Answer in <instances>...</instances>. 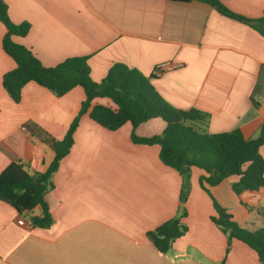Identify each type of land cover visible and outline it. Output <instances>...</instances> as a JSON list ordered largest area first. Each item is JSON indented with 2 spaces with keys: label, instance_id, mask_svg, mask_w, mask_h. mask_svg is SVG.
Segmentation results:
<instances>
[{
  "label": "crops",
  "instance_id": "1",
  "mask_svg": "<svg viewBox=\"0 0 264 264\" xmlns=\"http://www.w3.org/2000/svg\"><path fill=\"white\" fill-rule=\"evenodd\" d=\"M15 23L28 22L15 41L46 66L75 55L89 56L91 76L102 80L123 62L157 77L153 84L173 105L210 113L209 131L240 127L258 135L264 122V34L200 0H5ZM245 16L264 13V0H221ZM0 21V173L18 161L43 172L55 152L27 126L62 139L86 94L75 86L62 96L29 81L15 102L3 86L16 61L3 48ZM94 103L113 105L109 98ZM166 121L154 117L135 128L127 122L108 129L82 115L74 143L53 174L47 192L52 223L33 226L0 200V264H264L245 242L228 236L212 217L213 197L242 226H264V188L238 195L236 176L217 185L200 184L206 171L191 169V187L181 201L182 175L164 164L159 144L136 143L138 136L162 133ZM264 156V145L261 148ZM187 226L167 252L147 233L177 215Z\"/></svg>",
  "mask_w": 264,
  "mask_h": 264
},
{
  "label": "trees",
  "instance_id": "2",
  "mask_svg": "<svg viewBox=\"0 0 264 264\" xmlns=\"http://www.w3.org/2000/svg\"><path fill=\"white\" fill-rule=\"evenodd\" d=\"M200 1L264 34V13L261 17L252 18L234 11L221 0ZM0 21L7 28L2 39L3 48L17 64L4 73L2 82L15 102L21 100L23 87L29 81L47 87L57 96L64 95L78 85L84 88L86 94L78 114L62 139L55 138L36 125H27L31 132L55 152L45 171L30 173L23 164L12 161L0 173V200L10 203L20 214H30L37 206L42 208L40 214L30 216L33 226L48 227L52 223L46 194L53 187V174L69 153L74 143L75 130L85 113L111 130L127 122H131L135 128L151 118H163L166 127L162 133L142 137L133 130L132 139L136 143L160 145L161 161L175 168L183 177L182 202L186 201L189 194L193 166L206 171L200 177V184L207 190V185H217L230 176L237 177L232 187L238 195L247 190L258 191L264 188V156L261 152L264 145V122L258 135L250 138L245 137L240 127L210 132V113L196 107L184 109L170 103L152 82L157 77L155 72L146 75L136 67L116 62L102 80L95 81L91 76L89 56L86 55L70 56L54 66H46L30 48L15 41L14 36L27 34L30 23L12 21L5 0H0ZM99 97L109 98L113 105L94 103ZM213 203L217 213L212 219L226 233L229 244L232 238L245 242L264 263V226L255 230L248 229L239 224L232 213L214 197ZM185 214L183 209L147 233L160 251H169L175 239L186 232L187 226L181 219Z\"/></svg>",
  "mask_w": 264,
  "mask_h": 264
}]
</instances>
